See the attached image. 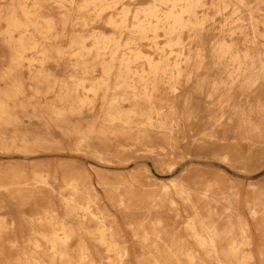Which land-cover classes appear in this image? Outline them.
Returning <instances> with one entry per match:
<instances>
[{
	"label": "bare ground",
	"instance_id": "obj_1",
	"mask_svg": "<svg viewBox=\"0 0 264 264\" xmlns=\"http://www.w3.org/2000/svg\"><path fill=\"white\" fill-rule=\"evenodd\" d=\"M126 1L136 7L125 6ZM145 1L8 0L0 4V28H4L0 35L12 53L0 70L6 83L0 89V151L27 153L33 141L49 140L31 138L15 127L24 120L19 110L28 108L30 116L39 117L48 130L54 126L64 133L67 128L61 123H68L70 115H80L85 122L73 128L77 137L70 150L100 161H108L113 149L125 148L127 140L163 139L169 144L175 140L178 146L184 141L178 138L185 134L186 123L196 128V150L215 149L227 159L233 151L240 156L244 148L260 147L264 140V0H153L142 5ZM94 23H106L108 29L87 30ZM58 24L80 25L87 31L73 33L68 49L52 47L49 39ZM31 52L41 54L28 58L26 53ZM27 58L31 60L28 77L21 71ZM63 58L74 60L68 65L82 75L62 81L55 99L43 101L42 93L55 90L45 61ZM33 60L39 63L36 70ZM97 67L100 73L95 76ZM10 125L14 131L8 134ZM223 176L228 181L230 176ZM33 177V187L13 181L14 191H6L22 197L21 203L30 207L36 188L50 185L39 172ZM63 179L59 192L66 217L49 200L30 207L34 214H23L32 225L27 237L15 230L7 219L10 208L0 203V264H98L90 239L105 250L109 264H130L127 241L101 212L92 209L96 193L89 176L64 172ZM159 181L165 192L144 194L139 208L143 213H158L151 216L153 236L148 231L139 235L142 222L133 227L141 246L149 244L150 250L147 256L137 255L139 264H264V242L257 246L254 235L255 229L264 241V199L254 201L246 217L224 191L210 199L211 189H207L205 200L194 202L195 190L180 179ZM169 186L176 188L185 204L188 237L174 231L173 216L179 210ZM119 204L130 210L124 198ZM36 223L41 227L36 228ZM256 258L259 263L253 261Z\"/></svg>",
	"mask_w": 264,
	"mask_h": 264
},
{
	"label": "rangeland",
	"instance_id": "obj_2",
	"mask_svg": "<svg viewBox=\"0 0 264 264\" xmlns=\"http://www.w3.org/2000/svg\"><path fill=\"white\" fill-rule=\"evenodd\" d=\"M81 1V0H79ZM153 0L142 2L146 5ZM8 0H0V4H6ZM125 6H130L134 9L135 5H130L128 1L124 3ZM121 10L123 4L118 5ZM107 18V11L104 13ZM118 17V14H115ZM4 23V22H2ZM3 26V24H2ZM94 27H89L87 30H107L106 23H94ZM4 28L1 27L0 30ZM86 30V31H87ZM86 32L80 25H71L63 27L58 24L49 39V45L52 47H61L68 49L71 43V35L78 32ZM162 40H164L162 38ZM163 44V43H162ZM149 49V48H148ZM151 51L154 49L150 48ZM40 52L26 53L28 58L31 56L40 55ZM66 53L65 56H68ZM12 53L9 51L7 45L2 41L0 35V70H2L10 61ZM24 59L26 64L21 71L24 76L28 77L30 69L27 64L30 59ZM74 60L63 58L60 61L49 59L45 61L46 70L51 73V79L55 83V90L48 94H41L43 101H52L58 93V87L62 81L70 79L72 76H81V70H77L68 64L73 63ZM34 69L39 66L38 61H34ZM95 76L100 73V68H96ZM6 87L4 80L0 79V89ZM22 119L21 124L15 127L22 133H27L31 138L37 136H45L48 139L42 143L31 144V150L27 153L22 151L12 150L0 151V203L10 208V213L7 217L8 221H13L15 230L19 235L25 237L31 234L32 225L25 220L24 213L27 216H32L34 212L30 207L39 205L43 202L50 201L51 207L55 208L57 212L66 217L67 211L64 206L63 198L60 195V190L63 188L64 172L79 173V175H88L91 187L96 193L95 200L91 203L94 211L101 212L105 216L108 224L112 225L116 232L127 241L130 248L128 260L130 264H139L137 255L147 256L150 252L145 244V248L141 246L139 237L134 235V226L138 223H143L144 227L139 228L138 232L144 234L146 231L153 236V227L151 217L157 215L155 210L152 213H143L139 209L141 204V197L144 194H163L165 190L161 189L164 180L167 183L168 179L177 178L187 187L193 188L195 192L192 193L194 202H201L205 200L203 193L207 189L209 198L220 197L224 193L238 205V209L246 217H250V205L254 201L264 199V140L261 141L260 147H247L242 150L243 155H237L232 152L227 159L218 155L215 149H193V135L195 129L192 123H186L185 134L180 135V145H176V141L159 139L146 142L134 143L127 140L125 148L115 151L114 149L107 156L108 161H100L95 156L86 153H74L70 150L77 135L73 132V128L80 126L85 122V119L78 114L68 116V123H61L62 128H67L68 133L62 132V129L54 128L48 130L45 122L37 116H30L32 109L28 108L24 111L19 110ZM29 118V121H25ZM184 121V120H182ZM186 121V120H185ZM189 125V126H188ZM8 134L14 131L12 125L7 128ZM184 137V138H183ZM237 149V150H239ZM234 153V154H233ZM34 172H39L44 178L49 181L50 185H39L34 197L31 199L30 207L21 203L22 197H12L6 188L14 191L15 182L22 181L24 184L35 182L33 177ZM230 176L228 181H225L223 175ZM147 175L152 176L149 178ZM156 178V179H154ZM158 178V179H157ZM18 185V184H17ZM26 187V185H25ZM170 195L177 202L175 211L178 215L173 216L171 220L176 223V230L183 237H188L186 223L188 220L187 213L184 209V202L180 196L176 194V188L169 186ZM124 198L129 203L130 210H124L120 207L119 200ZM84 201V200H82ZM168 201V206L170 208ZM28 207L29 209H24ZM36 213V212H35ZM164 215V212L162 213ZM12 219V220H11ZM76 223V218H71ZM173 221V222H172ZM40 224L35 227H41ZM254 229V228H253ZM172 230V229H171ZM162 235L166 236L163 230ZM254 229L255 244L261 246L263 244V237ZM88 238V235H85ZM192 241V240H191ZM90 250L98 264H109L106 259L105 250L89 241ZM150 243V241L148 242ZM195 245V243L193 242ZM144 257V256H143ZM259 263V260L253 259ZM260 264V263H259Z\"/></svg>",
	"mask_w": 264,
	"mask_h": 264
}]
</instances>
